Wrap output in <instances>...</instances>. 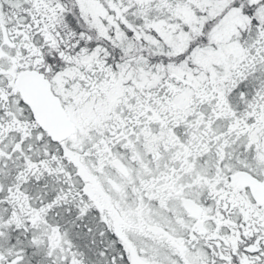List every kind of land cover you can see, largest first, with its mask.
<instances>
[{"label":"snow or ice","instance_id":"1","mask_svg":"<svg viewBox=\"0 0 264 264\" xmlns=\"http://www.w3.org/2000/svg\"><path fill=\"white\" fill-rule=\"evenodd\" d=\"M0 264H264V0H0Z\"/></svg>","mask_w":264,"mask_h":264}]
</instances>
